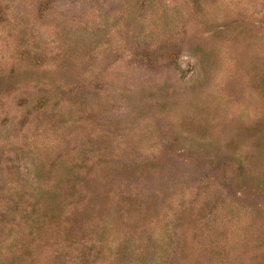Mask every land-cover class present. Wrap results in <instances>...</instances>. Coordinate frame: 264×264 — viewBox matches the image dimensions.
Wrapping results in <instances>:
<instances>
[{
  "label": "rangeland",
  "instance_id": "374dc122",
  "mask_svg": "<svg viewBox=\"0 0 264 264\" xmlns=\"http://www.w3.org/2000/svg\"><path fill=\"white\" fill-rule=\"evenodd\" d=\"M0 264H264V0H0Z\"/></svg>",
  "mask_w": 264,
  "mask_h": 264
}]
</instances>
